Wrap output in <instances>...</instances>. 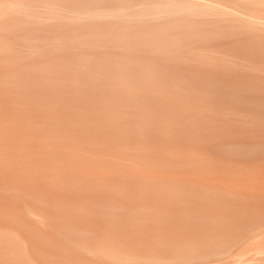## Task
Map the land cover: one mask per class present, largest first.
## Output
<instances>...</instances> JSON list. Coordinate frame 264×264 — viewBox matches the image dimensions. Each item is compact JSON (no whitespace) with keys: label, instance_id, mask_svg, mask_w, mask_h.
Returning a JSON list of instances; mask_svg holds the SVG:
<instances>
[{"label":"bare ground","instance_id":"bare-ground-1","mask_svg":"<svg viewBox=\"0 0 264 264\" xmlns=\"http://www.w3.org/2000/svg\"><path fill=\"white\" fill-rule=\"evenodd\" d=\"M0 264H264V0H0Z\"/></svg>","mask_w":264,"mask_h":264}]
</instances>
